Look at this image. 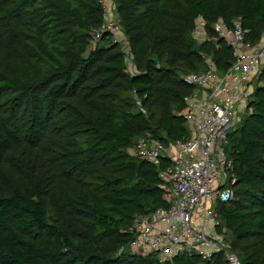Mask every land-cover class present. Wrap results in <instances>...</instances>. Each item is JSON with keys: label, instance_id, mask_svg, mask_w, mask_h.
<instances>
[{"label": "trees", "instance_id": "obj_1", "mask_svg": "<svg viewBox=\"0 0 264 264\" xmlns=\"http://www.w3.org/2000/svg\"><path fill=\"white\" fill-rule=\"evenodd\" d=\"M113 2L129 54L109 34L93 41L102 0H0V264H227L131 253L134 218L170 207L159 178L170 161L129 150L148 136L191 137L182 114L196 88L182 77L204 72L207 58L229 70L234 50L212 28L220 20H239L244 43L258 46L264 0ZM253 85L228 133L235 199L217 206L241 264H264V71Z\"/></svg>", "mask_w": 264, "mask_h": 264}, {"label": "built area", "instance_id": "obj_2", "mask_svg": "<svg viewBox=\"0 0 264 264\" xmlns=\"http://www.w3.org/2000/svg\"><path fill=\"white\" fill-rule=\"evenodd\" d=\"M102 6L103 25L92 32L93 41L109 34L129 54L113 0H102ZM206 26L203 19L196 22L193 35L198 42L209 39ZM212 28L233 48L235 60L223 75L207 58L204 72L182 77L185 83L196 88L185 99L182 114L191 125V137L162 143L148 136L139 139L129 150L131 155L157 167L163 160L170 161L159 172L165 184L163 198L170 207L134 218L128 231L133 237L129 245L132 254L154 253L161 262L190 252H196L203 260L219 254L227 264H241L217 230V206L235 199L233 163L226 152L228 133L234 126L238 109L246 111L250 88L264 71V45H246L239 20L232 28L221 20ZM128 67L132 72L130 60Z\"/></svg>", "mask_w": 264, "mask_h": 264}, {"label": "rangeland", "instance_id": "obj_3", "mask_svg": "<svg viewBox=\"0 0 264 264\" xmlns=\"http://www.w3.org/2000/svg\"><path fill=\"white\" fill-rule=\"evenodd\" d=\"M92 47H95V44H93L92 45ZM251 90H253V87L251 86V88H250ZM245 109H238V111H237V116H236V119L234 120V125L236 124V122H237V120L240 118H242V116L245 114V111H244ZM188 125H189V127L191 128V125L188 123ZM234 127V126H233Z\"/></svg>", "mask_w": 264, "mask_h": 264}, {"label": "crops", "instance_id": "obj_4", "mask_svg": "<svg viewBox=\"0 0 264 264\" xmlns=\"http://www.w3.org/2000/svg\"><path fill=\"white\" fill-rule=\"evenodd\" d=\"M261 44H262V45H264V37H263V39H262V42H261Z\"/></svg>", "mask_w": 264, "mask_h": 264}]
</instances>
